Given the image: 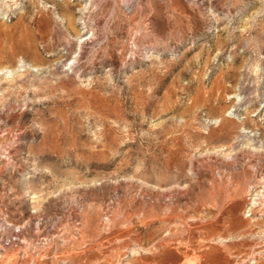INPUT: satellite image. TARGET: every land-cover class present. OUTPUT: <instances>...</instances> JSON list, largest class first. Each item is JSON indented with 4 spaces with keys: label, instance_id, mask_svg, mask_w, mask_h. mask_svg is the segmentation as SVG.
Returning a JSON list of instances; mask_svg holds the SVG:
<instances>
[{
    "label": "rangeland",
    "instance_id": "374dc122",
    "mask_svg": "<svg viewBox=\"0 0 264 264\" xmlns=\"http://www.w3.org/2000/svg\"><path fill=\"white\" fill-rule=\"evenodd\" d=\"M0 264H264V0H0Z\"/></svg>",
    "mask_w": 264,
    "mask_h": 264
}]
</instances>
